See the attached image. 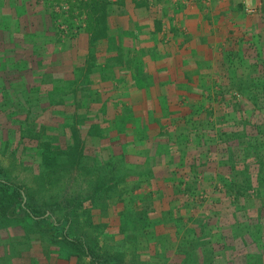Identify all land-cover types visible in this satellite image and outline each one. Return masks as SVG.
I'll return each mask as SVG.
<instances>
[{
  "label": "rangeland",
  "instance_id": "1",
  "mask_svg": "<svg viewBox=\"0 0 264 264\" xmlns=\"http://www.w3.org/2000/svg\"><path fill=\"white\" fill-rule=\"evenodd\" d=\"M224 2L231 16L225 13L218 21ZM141 16L151 19L153 44L163 27L173 28L180 37H197L193 47L209 60L189 71L190 97L196 95L197 103H189V96L171 103V114L183 117L167 132L166 140L173 141L168 150L156 135L148 141L151 132L142 134V144L117 139L125 129L122 122L131 118L121 107L128 96L120 85L97 95L99 83L109 84L96 82L86 95L76 96L66 81L55 89L60 102L53 103L52 96L42 94L46 77L37 78L19 63L25 56L44 57L43 68H61L68 78L87 57L90 72L117 77L106 60L116 66L118 58L138 51L141 60L157 56L146 50L148 42L133 52L132 40L122 41ZM195 24L203 28L204 43ZM92 28L99 30L92 33ZM0 42L1 179L25 192L21 205L43 218L51 215L35 223L16 203L8 209L0 190L6 212L0 219V264H90L61 239V229L52 236L44 227L65 215L64 232L82 237L104 264H264V206L255 198L234 205L220 189L230 174L227 149H240L219 133L238 130L241 121L248 131L264 122V96L247 97L253 83L264 78V0H255L251 14L244 0H0ZM98 58L104 60L102 69ZM151 64L119 67L127 73L141 67L147 76ZM82 83L76 82L78 91L84 90ZM161 91L153 82L144 97ZM159 100L161 113H167L168 102ZM231 101L239 102L230 108ZM141 106L155 118L157 111ZM142 108L140 116L147 112ZM90 112L93 120L85 125ZM108 120L113 129L106 128ZM48 148L58 152L51 166L42 160ZM253 161L246 159L250 167Z\"/></svg>",
  "mask_w": 264,
  "mask_h": 264
},
{
  "label": "crops",
  "instance_id": "2",
  "mask_svg": "<svg viewBox=\"0 0 264 264\" xmlns=\"http://www.w3.org/2000/svg\"><path fill=\"white\" fill-rule=\"evenodd\" d=\"M223 6H218L217 9V16H218V21L222 19L221 16L226 13V15L231 16L228 10L225 8V2L222 3ZM227 4V3H226ZM190 7H187V13H190L189 11ZM233 13V12H232ZM234 14V13H233ZM133 33L129 37L123 36L122 41L127 42L126 40H132L133 43V52L135 51L134 49L138 48H144L145 46L143 44H146L148 42V45L145 47L146 50H153L156 52L157 56H148V58L151 59H142L137 57L138 53H136L132 58H128V56L121 57L117 59V65L112 66V62L109 60H106V63H111L109 66L110 70L113 71L117 75V77H114L113 75L107 74L105 72H102L101 70H97L96 72H90L88 69V66H86L87 62V57H83L82 61L77 63L73 67V70H70L68 78L62 76L61 68H59L57 71H53L51 69H45L43 68L42 64L45 62V58L43 57L42 60L34 57V56H25L23 57L19 63H21V69H24L26 67V70L28 72H34V76H37L42 79L43 75L46 77V83L41 85L44 87V90L42 94L45 95L48 94L49 96H52V102L54 101L60 102V100H57V97L59 98L61 95L60 90L55 92V89H59L61 86V83H64L67 81L70 87L73 88L74 91H72L69 94H84L86 95L88 93V89L90 88L92 83L96 82H104L105 84H109L108 88L105 87V85H102L99 83L95 90V94L97 95H103L104 90L107 89L108 94L110 92L108 91L109 87L110 90L113 89V87L119 86L123 87L126 90V95L128 98H125L123 101L120 100L121 107H123L125 110L128 112H131V118L128 122L121 124L125 129L122 130L121 133L117 136V139L120 140L122 137H124L123 142L125 143L126 141H132L133 143L137 142L138 144H142L145 141L142 140V134L144 132L146 133L145 135L148 137L147 132H151L148 137V141L151 142V139H149L151 136L156 135V138H158V142L160 144H165L166 149H170V147L173 145V141L169 138V140H166L168 137V131H172L174 127H172V122L175 123L177 122L180 118H182V114H171L172 112V105L171 103L176 101H179L181 97L183 96H189V103L196 104L197 103V97L195 95L194 99H191V93L192 91L190 90V85H189V71L194 67L196 68V64H202L199 62H207L209 61L208 59L204 58L205 52L202 51L201 49H195L193 46H195L197 37H180L177 34L173 33V28L165 30V27L160 30V34L162 35V38L158 40L157 43L153 44L152 41H154V36L151 34L152 32V22L151 19L147 17L141 16L136 18L135 22L133 23ZM194 30L196 31L198 28L201 30L200 37L202 38V43L204 38L203 34V28L201 29V24L200 26H197L196 24L192 26ZM141 32L143 35L146 34L145 36H141L138 32ZM176 30H174L175 32ZM253 32V31H252ZM166 33V34H165ZM165 37V39H163ZM209 37V35H207ZM184 38V39H183ZM126 39V40H125ZM185 42L183 43V41ZM1 43V42H0ZM130 42H128L129 45ZM207 44V42H206ZM1 45V44H0ZM128 53V51H127ZM141 54V53H139ZM143 55V54H142ZM54 58L56 56L51 55ZM99 65L98 68L102 69L104 67L103 63L104 60L97 59ZM147 63L153 65V68L149 70L147 73L148 75L145 76L142 74V68L137 67V71H129L128 73L125 72L126 69L124 68L123 71H120V63L125 64L127 63ZM89 62V60H88ZM25 63V64H24ZM101 63V64H100ZM208 63V62H207ZM29 64H35V68L32 67ZM116 67V68H115ZM40 69V70H39ZM57 69V68H56ZM89 71V72H86ZM38 72V73H35ZM50 74V75H49ZM106 75H108L106 77ZM150 79H152V82H146ZM78 80L84 81V83L79 84L78 86H82L81 88H84V90L78 91L76 82ZM160 84L162 87L161 93L159 95H156L155 98L147 99L144 97V94H147L146 91L151 87L152 83ZM38 83V82H37ZM46 88L48 91H46ZM53 89V91H52ZM56 95V96H55ZM56 98H55V97ZM162 96V99L168 103H166L167 106H163L164 109H166L170 114L167 113H161V107L159 103L162 102L160 101V97ZM153 101V102H152ZM159 102V103H158ZM184 102V101H183ZM123 103V104H122ZM147 103L148 106L150 107V111H157L158 113L155 114V118L151 116V113L147 111L146 109L142 108L141 104ZM152 103V104H151ZM158 103V104H157ZM180 103V102H179ZM182 103V100H181ZM188 103V104H189ZM164 104V103H162ZM91 107V105L89 106ZM140 107L143 109V111H147L149 115H147V112L143 115H139V111H142ZM166 107V108H165ZM118 110V109H117ZM85 111V109H84ZM90 114V115H89ZM88 120L87 116L84 120V124L88 123L92 119V114L91 112L88 113ZM175 115V116H174ZM145 117H148L146 120H144ZM99 119L100 117H96L95 120ZM119 118V117H118ZM93 120V119H92ZM88 121V122H87ZM86 125V124H85ZM92 123L89 125L91 126ZM88 126V127H89ZM113 122L112 120L107 121L106 128H112ZM105 127V126H104ZM156 130V132H155ZM111 133V130H109ZM113 134V133H112ZM110 135V134H109ZM117 135V134H115ZM130 135L132 137H130ZM126 137H129L125 140ZM125 140V141H124ZM158 144V143H157ZM164 146V147H165ZM144 146L142 147V149ZM142 154H137V158H140Z\"/></svg>",
  "mask_w": 264,
  "mask_h": 264
},
{
  "label": "trees",
  "instance_id": "3",
  "mask_svg": "<svg viewBox=\"0 0 264 264\" xmlns=\"http://www.w3.org/2000/svg\"><path fill=\"white\" fill-rule=\"evenodd\" d=\"M82 4L84 3L80 2V5ZM98 30V28H92V33L93 31ZM262 67L264 68V64L262 65ZM240 83L243 82L241 81ZM238 87L240 88V90H243L241 85H239ZM252 87V94H249L247 96L248 98L250 97L252 100H254L257 97L258 93H261L264 96V78L257 79L256 82L253 83ZM237 102L239 101L229 102V104L232 105V107L230 106V108H234V106H236V104L234 105V103ZM228 120L229 118H226V116L222 118V121L227 122ZM242 125L243 121H241L240 125L237 126L240 127L238 128V130L232 129L228 132L219 130L221 136L226 137V140L236 142L237 147H239L240 149H227V162L228 166L230 165L228 169L230 174L228 175L229 177L224 180L225 182L224 184H222V188L220 187V189H224V194L230 197L231 203H233L234 205L239 204V201L241 200L255 198L259 202V204H261V206H264V122L262 123V120L257 121V123L250 126V131L241 127ZM53 153L56 155L58 154L57 151L53 152L50 150V148H48V153H45L42 157V160H44L47 166H51L52 162H54ZM72 155L73 154L68 153L69 158H71ZM249 157L254 160L253 164L251 165L252 168L246 162V159ZM239 161H241L242 163L239 165L240 168H237L236 163ZM186 184L187 183H185V185ZM2 189H4L3 196L6 195L5 197L8 204V209L13 208L16 203L17 209L19 211L23 212L27 218L38 224L51 219V215L45 216V218H43L45 214L38 216L37 210L33 207H30L28 204H26L25 206L21 205L23 193L25 195V192H23L19 186L3 182L1 179L0 169V190ZM2 200L3 197L0 195V219H3L6 214V212L3 211L4 206ZM260 213L261 210L259 214ZM68 222L69 218L67 215H65L61 220L52 223L51 227H44L49 230L52 236L54 235L56 230L61 229V239L64 240V242H66L67 244L73 246L81 255L88 258L90 264H104L101 260V257L95 254V252L87 246L85 240L82 237L79 236L76 238H70L68 234L64 232V227L66 224H68Z\"/></svg>",
  "mask_w": 264,
  "mask_h": 264
},
{
  "label": "clouds",
  "instance_id": "4",
  "mask_svg": "<svg viewBox=\"0 0 264 264\" xmlns=\"http://www.w3.org/2000/svg\"><path fill=\"white\" fill-rule=\"evenodd\" d=\"M244 5L250 14L255 11V0H244Z\"/></svg>",
  "mask_w": 264,
  "mask_h": 264
}]
</instances>
